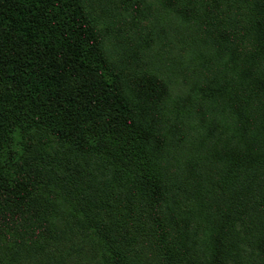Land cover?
<instances>
[{"label":"trees","instance_id":"16d2710c","mask_svg":"<svg viewBox=\"0 0 264 264\" xmlns=\"http://www.w3.org/2000/svg\"><path fill=\"white\" fill-rule=\"evenodd\" d=\"M160 1L208 100L189 146L84 0H0V264H264V0Z\"/></svg>","mask_w":264,"mask_h":264},{"label":"rangeland","instance_id":"374dc122","mask_svg":"<svg viewBox=\"0 0 264 264\" xmlns=\"http://www.w3.org/2000/svg\"><path fill=\"white\" fill-rule=\"evenodd\" d=\"M84 2L95 19L106 52L121 74L143 84L147 95H153L148 98L150 104L170 96L171 105L165 107L166 123L175 126L173 135L182 138L184 146H189L193 137L198 141L199 132L207 131L211 124L206 115L209 106L199 104L208 101L205 95H186L197 88L193 81L202 74L200 63L188 62L180 53L185 27L182 22L160 0ZM162 77L171 89L164 95L159 86Z\"/></svg>","mask_w":264,"mask_h":264}]
</instances>
